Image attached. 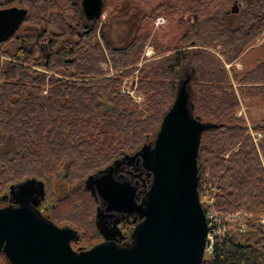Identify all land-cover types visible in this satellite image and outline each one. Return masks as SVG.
<instances>
[{
    "label": "trees",
    "instance_id": "16d2710c",
    "mask_svg": "<svg viewBox=\"0 0 264 264\" xmlns=\"http://www.w3.org/2000/svg\"><path fill=\"white\" fill-rule=\"evenodd\" d=\"M122 1L106 0L87 25L76 0H27L19 30L0 43V205L13 184L35 177L46 186L45 215L80 233L75 249L101 242L85 180L153 141L190 75L195 115L217 124L201 140L200 198L239 214L201 264H264V121L239 115L242 100L264 96V60L242 75L233 69L264 34V0H150L138 32L117 46L110 18ZM166 14L184 28L174 45L151 29ZM151 45L156 54L144 56ZM126 79L141 103L123 91ZM0 264H10L3 252Z\"/></svg>",
    "mask_w": 264,
    "mask_h": 264
},
{
    "label": "water",
    "instance_id": "95a60500",
    "mask_svg": "<svg viewBox=\"0 0 264 264\" xmlns=\"http://www.w3.org/2000/svg\"><path fill=\"white\" fill-rule=\"evenodd\" d=\"M106 0H82L89 20L101 17ZM236 10L233 9V12ZM28 9H0V43L8 41ZM192 77L180 80L176 98L151 142L90 175L85 188L99 201L95 224L103 241L75 249L80 233L58 226L39 209L46 198L42 180L10 187L0 205V253L10 264H201L208 221L199 194L198 157L203 133L217 127L195 115ZM141 164L151 181L145 191L117 175L121 165ZM132 224L129 234L119 224Z\"/></svg>",
    "mask_w": 264,
    "mask_h": 264
},
{
    "label": "rangeland",
    "instance_id": "374dc122",
    "mask_svg": "<svg viewBox=\"0 0 264 264\" xmlns=\"http://www.w3.org/2000/svg\"><path fill=\"white\" fill-rule=\"evenodd\" d=\"M122 2L123 3L121 5V8L110 18V33L115 45L117 46H122L131 41V39L143 25L144 17L151 8L150 0H124ZM240 3L241 2L238 1V4ZM113 9L114 6L110 5L107 11L103 14V18H105L108 13L113 11ZM235 10V12H238V9ZM227 14L228 25L232 28L236 27L238 25L236 15L233 14L230 10ZM165 16L166 22L164 24L158 25L157 21H155V25L153 23H150V25H152L151 29L154 33L160 35L163 42L171 45L179 43V38L182 36L184 31L183 26H181L178 22L179 15L177 16L174 14H166ZM11 44L12 43L10 42L9 45ZM15 44L16 42L14 41L12 47H14ZM148 47L150 46H147V48ZM5 58L11 59L8 56H5ZM261 60H264V34L257 40V42H255L250 48L246 50L240 61L238 60L236 64L233 65V69L239 75H242L246 71L254 68ZM187 76L188 75H185L184 79ZM131 82L132 81L129 80L127 81V84L130 85ZM242 109L243 113L241 115H246L250 122L264 121V96L261 98H246L242 100V106L240 110ZM208 199L209 196H205L203 199L201 198V201L202 203H207L209 201ZM44 204L43 209L45 210V213L49 212L51 208L50 204L47 201H45ZM122 229L124 233L131 230V228ZM125 229L127 230L126 232Z\"/></svg>",
    "mask_w": 264,
    "mask_h": 264
},
{
    "label": "built area",
    "instance_id": "2783aa9c",
    "mask_svg": "<svg viewBox=\"0 0 264 264\" xmlns=\"http://www.w3.org/2000/svg\"><path fill=\"white\" fill-rule=\"evenodd\" d=\"M166 22L165 17L159 16L157 18V24H164ZM154 54V50L152 46L148 47L145 50V56L151 57ZM3 59L5 58L4 56H1ZM128 79L124 81V86H123V91L131 94V96L135 99L137 103H141L143 101V96L140 93H137L136 91V83L135 81H132L130 85L127 84ZM243 113V109L239 111V115ZM245 117H247L245 115ZM251 135L255 140L258 138L262 137L263 134L259 132H254L251 130ZM212 201H208L204 207V211L206 214V218L208 221V244L206 246V254L209 255L212 253L215 247V242L218 238L226 235L229 230L230 226H234L235 223V218L239 217V214H224L211 206ZM245 230V226L243 225L240 229V231Z\"/></svg>",
    "mask_w": 264,
    "mask_h": 264
},
{
    "label": "flooded vegetation",
    "instance_id": "af4514ba",
    "mask_svg": "<svg viewBox=\"0 0 264 264\" xmlns=\"http://www.w3.org/2000/svg\"><path fill=\"white\" fill-rule=\"evenodd\" d=\"M27 0H0V9L3 8H8L11 6H19V7H25ZM76 4L82 9V0H76ZM26 8V7H25ZM82 16L86 22L87 25H93L94 22L98 19L94 20H89L85 14L83 13L82 10ZM102 16V15H101ZM100 18V17H99ZM23 23V22H22ZM21 23V25H22ZM20 25V26H21ZM20 28V27H19ZM18 28V30H19ZM17 30V31H18ZM16 31V32H17ZM15 32V34H16ZM14 34V35H15ZM13 35V36H14ZM12 36V37H13ZM11 37V38H12ZM10 38V39H11ZM44 43V42H43ZM45 44V43H44ZM46 45V44H45ZM123 155L119 158H122ZM118 159V158H117ZM116 160V159H115ZM117 175L122 176L123 179H127L131 181L133 184L138 186L139 191H144L143 189L146 188L147 182L151 180V177L149 176L148 172L146 169L139 163H134L132 165H129L127 163H124L121 165L120 169L118 170ZM9 193V192H8ZM8 193L5 196V202L3 203L4 205L9 204V198L7 197ZM46 198L42 201L41 205L39 206L40 211L45 215V210L43 209V206L45 205ZM99 202V201H98ZM44 204V205H43ZM100 205V204H99ZM46 216V215H45ZM120 228H131L133 225L129 224L126 220H122L119 224ZM127 230L125 229V232ZM127 233V232H126ZM103 241V238H102Z\"/></svg>",
    "mask_w": 264,
    "mask_h": 264
},
{
    "label": "crops",
    "instance_id": "0c3cea01",
    "mask_svg": "<svg viewBox=\"0 0 264 264\" xmlns=\"http://www.w3.org/2000/svg\"><path fill=\"white\" fill-rule=\"evenodd\" d=\"M152 48H153V50H154V54H153L152 56H154V55L156 54V52H155V49H154L153 46H152ZM144 56H145V52H144ZM152 56H151V57H152ZM146 57H147V56H146ZM239 61H240V60H239ZM235 64H236V63H235ZM235 64H234V65H235Z\"/></svg>",
    "mask_w": 264,
    "mask_h": 264
},
{
    "label": "bare ground",
    "instance_id": "6f19581e",
    "mask_svg": "<svg viewBox=\"0 0 264 264\" xmlns=\"http://www.w3.org/2000/svg\"><path fill=\"white\" fill-rule=\"evenodd\" d=\"M237 7H239V6H237ZM235 8V7H234Z\"/></svg>",
    "mask_w": 264,
    "mask_h": 264
}]
</instances>
